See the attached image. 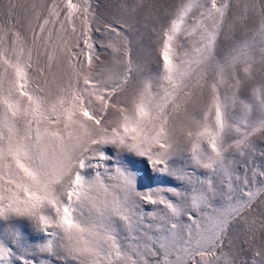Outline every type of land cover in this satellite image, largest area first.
<instances>
[{"label": "snow or ice", "instance_id": "obj_1", "mask_svg": "<svg viewBox=\"0 0 264 264\" xmlns=\"http://www.w3.org/2000/svg\"><path fill=\"white\" fill-rule=\"evenodd\" d=\"M0 264H264V0H0Z\"/></svg>", "mask_w": 264, "mask_h": 264}, {"label": "rangeland", "instance_id": "obj_2", "mask_svg": "<svg viewBox=\"0 0 264 264\" xmlns=\"http://www.w3.org/2000/svg\"><path fill=\"white\" fill-rule=\"evenodd\" d=\"M106 3L108 4H112V5H115V4H118V3H121L123 2V0H105ZM128 2H133V0H128ZM146 3H152V2H156V3H171L172 0H145Z\"/></svg>", "mask_w": 264, "mask_h": 264}]
</instances>
